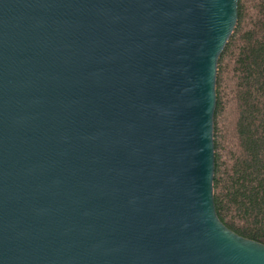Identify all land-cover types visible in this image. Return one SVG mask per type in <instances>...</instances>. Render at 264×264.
Returning <instances> with one entry per match:
<instances>
[{"label":"water","instance_id":"95a60500","mask_svg":"<svg viewBox=\"0 0 264 264\" xmlns=\"http://www.w3.org/2000/svg\"><path fill=\"white\" fill-rule=\"evenodd\" d=\"M237 0H0V264H264L213 207Z\"/></svg>","mask_w":264,"mask_h":264},{"label":"trees","instance_id":"16d2710c","mask_svg":"<svg viewBox=\"0 0 264 264\" xmlns=\"http://www.w3.org/2000/svg\"><path fill=\"white\" fill-rule=\"evenodd\" d=\"M212 141L215 216L264 245V0H237L216 64Z\"/></svg>","mask_w":264,"mask_h":264}]
</instances>
